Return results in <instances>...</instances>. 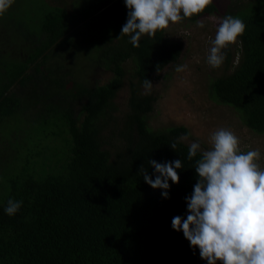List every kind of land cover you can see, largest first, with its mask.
Listing matches in <instances>:
<instances>
[{
  "label": "trees",
  "instance_id": "obj_1",
  "mask_svg": "<svg viewBox=\"0 0 264 264\" xmlns=\"http://www.w3.org/2000/svg\"><path fill=\"white\" fill-rule=\"evenodd\" d=\"M127 12L124 0H14L0 15V264H207L171 226L187 215L203 150L188 158L186 126L150 127L158 93L143 87L177 66L183 44L163 29L133 47L121 35ZM229 14L250 26L208 65L206 95L264 135V0H213L183 21ZM81 58L92 62L85 78ZM149 159L182 160L167 199L139 174L144 165L155 178ZM10 198L23 201L13 216Z\"/></svg>",
  "mask_w": 264,
  "mask_h": 264
},
{
  "label": "clouds",
  "instance_id": "obj_2",
  "mask_svg": "<svg viewBox=\"0 0 264 264\" xmlns=\"http://www.w3.org/2000/svg\"><path fill=\"white\" fill-rule=\"evenodd\" d=\"M14 0H0V15H3ZM213 0H124L128 9L126 23L121 35L128 34L133 47L140 46L142 35L154 36L158 30L167 28L185 18L199 15ZM196 25L204 28V20ZM245 31L241 18L226 15L220 18L215 38L211 40L207 63L220 67L225 60L224 49L234 43ZM186 64L177 65L182 72ZM159 71V69H158ZM153 83L144 79L143 87L150 92ZM183 138H187L186 135ZM211 148L202 151L196 160L198 180L193 192L185 197L186 217L174 216L171 226L182 231L184 237L207 264H264V168L257 160L258 149L241 151L239 137L230 129L218 128L210 136ZM170 147L175 150L176 143ZM201 151L199 142L192 141L188 158ZM155 170L154 179L144 165L139 174L153 189H160L163 198H169L170 183H178L177 170L182 160L157 162L149 159ZM23 201L9 199L4 208L7 215H15Z\"/></svg>",
  "mask_w": 264,
  "mask_h": 264
},
{
  "label": "rangeland",
  "instance_id": "obj_3",
  "mask_svg": "<svg viewBox=\"0 0 264 264\" xmlns=\"http://www.w3.org/2000/svg\"><path fill=\"white\" fill-rule=\"evenodd\" d=\"M53 5L66 8L82 6L86 0H43ZM219 16L210 15L202 18L205 27L199 28L196 22L180 21L171 23L165 28V38L171 41H181L183 53L177 65L186 64L182 72H176V67H167L153 77V89L158 93V100L154 105L149 121L150 127L166 129L171 126L183 125L190 131L187 143L199 142L201 150L211 148L210 136L218 128L232 130L239 137L241 151L258 149L261 153L257 163L264 168V135H255L249 132L235 117L234 111L226 105H215L208 100L206 85L209 80L207 55L211 40L215 38L216 29L220 21ZM76 60V59H75ZM86 58L76 60L78 78L88 77L92 66ZM98 83H105L109 75L97 73ZM11 150H5L10 154ZM7 175L0 172V183L8 185Z\"/></svg>",
  "mask_w": 264,
  "mask_h": 264
},
{
  "label": "bare ground",
  "instance_id": "obj_4",
  "mask_svg": "<svg viewBox=\"0 0 264 264\" xmlns=\"http://www.w3.org/2000/svg\"><path fill=\"white\" fill-rule=\"evenodd\" d=\"M252 9H253V7H252ZM255 9V8H254ZM257 9V8H256ZM229 13H231V12H229ZM238 14V13H237ZM242 15H243V13H242ZM253 16V15H252ZM239 17V16H238ZM245 20H247L246 18H244ZM252 20L254 19L255 21H256V19L255 18H251ZM245 22V21H244ZM249 22V21H248ZM252 22V21H251ZM255 24V23H254ZM247 25H249L250 26V23L249 24H247ZM246 25V26H247ZM256 25H257V23H256ZM256 25H255V28H256ZM246 26H245V28H246ZM254 26V25H253ZM252 26V27H253ZM262 26V25H261ZM258 27V26H257ZM255 28H253V29H255ZM264 28V27H263ZM252 29V28H251ZM257 29V28H256ZM249 30H250V28H249ZM258 30V29H257ZM260 30H261V28H260ZM256 31V30H255ZM264 31V30H263ZM250 32V31H249ZM253 32V31H252ZM260 32V31H259ZM245 33V32H244ZM256 33V32H255ZM258 33V32H257ZM260 33H262V32H260ZM259 33V34H260ZM252 34V33H251ZM247 35V34H246ZM253 35V34H252ZM255 35V34H254ZM254 35L252 36V37H254ZM251 36V35H250ZM261 36V35H260ZM262 36H263V33H262ZM243 37V36H242ZM251 37V38H252ZM245 38V37H244ZM261 38V37H260ZM238 40V39H237ZM254 40V39H253ZM262 40V39H261ZM246 42V41H245ZM254 42V41H253ZM247 43V42H246ZM249 43V42H248ZM260 45V44H259ZM255 47V46H254ZM260 48V47H259ZM259 51V50H258ZM259 53V52H258ZM246 55V54H245ZM263 58V57H262ZM228 60H229V58H228ZM253 64H254V62H253ZM259 64V63H258ZM214 95V94H213ZM215 100V99H214ZM222 104V103H221ZM225 104V103H224Z\"/></svg>",
  "mask_w": 264,
  "mask_h": 264
}]
</instances>
